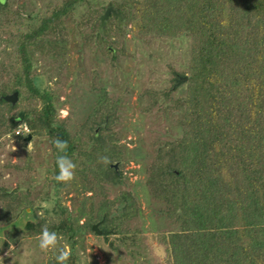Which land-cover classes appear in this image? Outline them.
Wrapping results in <instances>:
<instances>
[{"label": "trees", "instance_id": "obj_1", "mask_svg": "<svg viewBox=\"0 0 264 264\" xmlns=\"http://www.w3.org/2000/svg\"><path fill=\"white\" fill-rule=\"evenodd\" d=\"M10 4L0 0V96L16 91L18 98L15 104L0 100V136L23 144L27 136L45 137L52 166L44 181L73 195L70 206L56 203L59 218L49 222L20 191L0 187V257L8 250V257H18L21 240L38 239L47 225L67 244V264H79L94 223L107 239L121 236L119 227L141 213L130 191L106 192L128 183L121 168L110 167L126 150L111 139L119 101L101 88L86 120L72 126L59 115L57 92L48 84L38 87L40 60L73 66L89 48L113 60L115 42L127 35H185L191 39L185 70L171 69L168 86L149 94L147 108L175 116L181 130L146 164L149 193L163 203L157 212L175 223L160 237L171 264H264V0H109L103 6L59 0L39 13L23 2ZM107 7L121 21L111 14L100 33ZM45 67L47 79L58 77L54 67ZM20 124L30 133H13ZM57 139L66 142L63 154L77 165L67 184L54 180ZM30 206L31 218L20 226ZM58 254L43 264H56Z\"/></svg>", "mask_w": 264, "mask_h": 264}, {"label": "rangeland", "instance_id": "obj_2", "mask_svg": "<svg viewBox=\"0 0 264 264\" xmlns=\"http://www.w3.org/2000/svg\"><path fill=\"white\" fill-rule=\"evenodd\" d=\"M56 1L59 0H10V5L14 7L23 2L27 11L39 13L49 10L51 3ZM108 1L89 0V3L103 6ZM83 8L79 7L77 16L83 13ZM22 26L25 27L24 22ZM115 45L117 51L113 60L106 55L94 54L89 48L83 55H78L79 61L73 66H60L54 62L53 67L59 75L53 80L46 77L45 65L50 69L53 64L49 58L40 60L41 67L35 73L40 89L48 84L51 91L57 92L62 102L59 115L62 118L68 116L74 127L89 116L101 88L119 101L111 139L119 141L126 150L121 159L123 163L116 160L111 164L117 163L116 171L121 168L128 183L122 187L107 186L106 192L107 197H112L122 191H130L138 200L141 213L128 219L124 227H119L121 236L110 234L105 239L100 234L89 233L79 264L84 260L86 264H171L165 242L160 236L174 229L175 223L165 214L157 212L163 203L149 193L146 164L160 144L179 136L181 130L174 122L175 116L165 115L157 107L147 108L149 94L168 86L171 69L185 70L191 39L182 35L141 40L127 35L126 39L119 38ZM21 103L27 106L26 102ZM97 131L96 128L95 133ZM51 166L45 137H33L23 144L14 138L8 139V135L0 136V187L8 188L12 193L20 191L26 196L25 202L32 204L38 214L45 216L49 222L59 218L54 213L56 203L70 206L73 195L72 191L66 193L65 189L54 190L48 180L44 181ZM90 195V191L85 193V196ZM100 196L96 194L94 205L99 203ZM1 205L3 202L0 200ZM32 207L26 208L28 215L19 220L20 226L31 218ZM83 220L81 218L80 221ZM21 243L18 257L3 254L0 257L3 264H43L49 255L61 249L68 251L67 244L59 240L56 247L49 251L40 250L38 239L30 236Z\"/></svg>", "mask_w": 264, "mask_h": 264}, {"label": "clouds", "instance_id": "obj_3", "mask_svg": "<svg viewBox=\"0 0 264 264\" xmlns=\"http://www.w3.org/2000/svg\"><path fill=\"white\" fill-rule=\"evenodd\" d=\"M13 133L19 135H27L30 133V130L27 128V125L24 124L19 125ZM28 147L30 148V144L28 145ZM53 147L57 150L58 153H60L55 159L56 172L54 175V180L61 184H67L68 182L73 180L77 165L72 159L63 154L66 149V142L58 139L54 140ZM104 159L106 160V158ZM57 242V233L55 231H50L47 225L42 226L38 234L39 249L42 251H49L56 247ZM8 251L5 253V255H7ZM69 255V251L61 249L59 251V254L55 256L56 264H67ZM0 264H3L2 260H0Z\"/></svg>", "mask_w": 264, "mask_h": 264}, {"label": "water", "instance_id": "obj_4", "mask_svg": "<svg viewBox=\"0 0 264 264\" xmlns=\"http://www.w3.org/2000/svg\"><path fill=\"white\" fill-rule=\"evenodd\" d=\"M111 14L115 15L118 21H121V15L118 14L112 7H107L99 17L100 22H99L98 30L100 33H102L103 26ZM17 98H18V94L16 91L10 94H7V95L0 96V100H5L7 102H10L11 104H15L17 101ZM29 140H30V136L27 137V141ZM110 167H113L116 170L117 163L111 164ZM92 229L95 233L100 234V230H98V223L94 224L92 226Z\"/></svg>", "mask_w": 264, "mask_h": 264}, {"label": "built area", "instance_id": "obj_5", "mask_svg": "<svg viewBox=\"0 0 264 264\" xmlns=\"http://www.w3.org/2000/svg\"><path fill=\"white\" fill-rule=\"evenodd\" d=\"M21 125H24V124H21ZM28 128V127H27ZM16 135H19V134H16Z\"/></svg>", "mask_w": 264, "mask_h": 264}]
</instances>
